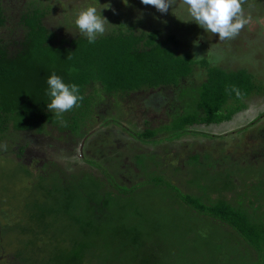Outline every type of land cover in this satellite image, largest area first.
<instances>
[{
    "label": "trees",
    "instance_id": "obj_1",
    "mask_svg": "<svg viewBox=\"0 0 264 264\" xmlns=\"http://www.w3.org/2000/svg\"><path fill=\"white\" fill-rule=\"evenodd\" d=\"M6 1L0 0V145L8 133L47 136L53 130L59 137L85 142L87 131L82 128L96 113L94 101H101L99 95L119 101L131 93L160 88L182 97L195 86L193 97L181 101L168 124L144 126L134 133L144 143L160 141L156 136L160 131L166 132L165 140H172L191 126L228 120L241 108V99L264 96L263 80L253 77L263 70L253 64L250 53L256 51L263 57L258 64L264 65L259 22L264 0H242L248 22L234 38L224 41L204 33L194 22H184L187 17L179 12L175 17L171 9L160 13L140 0H127V4L111 0L110 7L101 10L111 25L93 44L74 33L70 10L85 2L95 5L96 0H76L73 5V0H66L68 4L13 0L9 5ZM55 3H61V12L52 24ZM252 21L259 28L254 37L249 31ZM230 48L238 53H229ZM209 51L215 55L210 57ZM247 58L248 63L243 61ZM196 66L204 70L201 77L195 73ZM53 72L66 84L78 85L82 97L60 119L45 106L49 102L46 79ZM231 86L240 90L239 98L226 92ZM101 142L104 152L88 163L96 172H68L49 160L34 171L22 168L31 180L23 209L27 220L23 227L16 223L13 228L29 237L20 242L18 264H189L186 253L173 255L177 240L166 243L172 233L173 240L189 237L193 256H202L200 263L192 259L190 264H264V176L248 184L250 194L239 195L234 173L215 169L219 160H210L208 153L189 155L184 173L183 166L172 162L167 166L153 151L129 155L125 161L124 152L111 148L106 139ZM8 147L4 146V154ZM109 149L112 154L106 155ZM23 150L20 147L19 153ZM186 174L189 177L184 179ZM177 177L186 186H180ZM182 187L189 190L183 192ZM230 193L243 202L234 203L235 197H226ZM187 207L196 211L193 220ZM189 220L193 222L185 226ZM199 242L205 252L197 255Z\"/></svg>",
    "mask_w": 264,
    "mask_h": 264
},
{
    "label": "rangeland",
    "instance_id": "obj_2",
    "mask_svg": "<svg viewBox=\"0 0 264 264\" xmlns=\"http://www.w3.org/2000/svg\"><path fill=\"white\" fill-rule=\"evenodd\" d=\"M9 1L12 2L13 0H7L6 5L10 4ZM62 1L68 2L66 0ZM74 1L76 2V0H73L72 5ZM109 1L111 0H101L99 1L101 5L96 6L104 7L103 4H105L106 7V3H109ZM117 1H119V4H123L122 0ZM13 4L15 6L16 2ZM21 5L19 4V6ZM60 6L61 3H55V11L52 13L54 18L50 19V23H57L56 19L59 18L61 12ZM256 29H259L258 26L254 24L250 26L249 24L251 37L255 36ZM70 30L72 31V28ZM236 51L232 48L228 50L229 53L237 54ZM217 52H220V50L217 49ZM239 53L242 54L243 51L240 50ZM250 53L253 55V64L263 70L261 74L256 75V73H253V77L255 80L261 79L264 82V65H262V62L258 64L260 60H257L261 56L256 55V51ZM217 55L219 58L223 57L222 53ZM243 61L248 63L250 58L243 59ZM203 71L199 66L195 67V73L199 74L200 77ZM195 80L196 78H193L192 82ZM190 89L192 91L188 90V95L183 93L185 95L182 96L183 98L178 96L177 93L175 95L170 92L169 89L162 90L160 88L131 93L124 98V100L127 99L125 101L122 98H117L119 101H115L99 95L98 99L101 98V101H94L96 103V113L90 117L91 119L82 128L87 131L85 142L82 138L76 142L68 140L69 136L67 135L59 137L55 130L47 136L28 134V137L24 135L12 137L8 133L10 137L7 135L6 140L3 139L0 145V264H18L21 255L20 248H22L20 242L29 237L27 233L20 234L17 229L14 231L13 228L16 223L21 224V227H23L25 220H27L23 209L29 201L28 196L25 199V195L31 180L28 179L29 177L25 175L22 168L25 166L34 171L41 163L49 160L61 164L68 172L84 169L96 172L98 170L90 166L91 163L89 162H91L90 159L96 157L97 153L104 152L105 144H101V141H105V139L111 148L115 147L124 152L123 159L125 161H129L131 158L129 155L140 152L144 153L145 156L146 153L153 151L151 152L153 155L165 159L167 166L172 163L183 166L182 172L184 173H186L185 169L188 168L186 165L189 164V155L208 153L210 160H219L215 162V169L220 168L231 171L232 174L234 173V176H232L235 181V193L241 195L243 191H246L250 194L251 190L248 184L254 182L261 175L264 176V96L243 98L241 99V108L234 112L228 120L208 125L191 126L188 132L177 139L165 140L166 132L164 131L157 133L156 136L160 137L161 140L155 143H144L133 137L134 133L143 130L144 126L159 128L160 126L164 127V124H168L173 119L171 113L181 107L180 105L183 103L181 101L189 102L188 98L193 97L195 86H191ZM166 111L171 115H167ZM144 119L148 121L147 124L143 123ZM4 146H9L10 149L5 154L3 151V149L5 150ZM20 147H23V153H19ZM105 153L106 155L107 153L108 155L112 154V149L107 150ZM111 167L109 165L108 168ZM24 177L27 179H24ZM183 177L185 179L189 176L186 174ZM180 179L181 177H177L176 180H173L177 181L180 186H186L185 181ZM168 180L171 183L173 182L170 179ZM116 181L118 183L122 182L121 180ZM181 189L183 192L189 190L185 187ZM211 195L215 196L216 194L212 193ZM226 197H235L233 198L234 203L243 202L231 193L226 194ZM243 198L247 200L244 196ZM187 209L192 210L189 207ZM189 210L185 211L189 218L193 220L196 211ZM21 217L22 222L20 221ZM192 220L185 222V226H189L193 222ZM172 236L173 233L171 237L166 239L168 240L166 243L172 245L177 240V243L173 246L175 252L173 255L184 252L186 253L185 259L189 264L192 259H196L200 263L202 256H193L195 251L193 244H188L189 237L182 236L173 240ZM159 241L161 242L160 239ZM37 242L41 243V240L38 239ZM202 244L201 242L197 244V247H200L197 249L199 251L197 255L205 252ZM179 258L180 260L184 259L182 256ZM172 264H175V262H172Z\"/></svg>",
    "mask_w": 264,
    "mask_h": 264
},
{
    "label": "clouds",
    "instance_id": "obj_3",
    "mask_svg": "<svg viewBox=\"0 0 264 264\" xmlns=\"http://www.w3.org/2000/svg\"><path fill=\"white\" fill-rule=\"evenodd\" d=\"M122 3L127 4V0H122ZM140 3L154 6L160 13L171 9L175 17V13L179 12L187 17L184 22H194L203 29L204 33L216 34L219 41L234 38L248 22L243 18L242 0H140ZM96 5H101L99 0H96L95 5L85 2L84 6L70 10L76 30L74 33L86 39L88 44L95 43L97 37L103 36L108 30L106 26L111 25L101 11L109 8L110 5L107 4V7ZM214 55L215 53L209 51L210 57ZM46 85L45 95L49 102L45 106L57 119L70 111L73 106H78V101L82 99L78 85L66 84L54 72L47 77ZM226 92L234 94L237 98L241 96L240 90L235 86L226 89Z\"/></svg>",
    "mask_w": 264,
    "mask_h": 264
},
{
    "label": "flooded vegetation",
    "instance_id": "obj_4",
    "mask_svg": "<svg viewBox=\"0 0 264 264\" xmlns=\"http://www.w3.org/2000/svg\"><path fill=\"white\" fill-rule=\"evenodd\" d=\"M259 22L261 23V29H262V32L264 33V17H261L259 19ZM251 24H254L256 26L258 25L255 21L250 22V26H251Z\"/></svg>",
    "mask_w": 264,
    "mask_h": 264
}]
</instances>
